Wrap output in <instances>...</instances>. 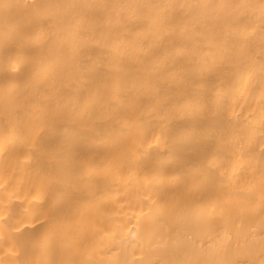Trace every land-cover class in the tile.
<instances>
[{
  "label": "bare ground",
  "instance_id": "bare-ground-1",
  "mask_svg": "<svg viewBox=\"0 0 264 264\" xmlns=\"http://www.w3.org/2000/svg\"><path fill=\"white\" fill-rule=\"evenodd\" d=\"M0 264H264V0H0Z\"/></svg>",
  "mask_w": 264,
  "mask_h": 264
}]
</instances>
